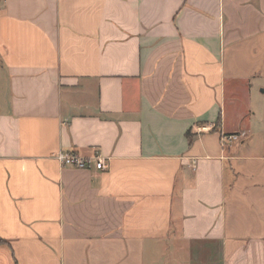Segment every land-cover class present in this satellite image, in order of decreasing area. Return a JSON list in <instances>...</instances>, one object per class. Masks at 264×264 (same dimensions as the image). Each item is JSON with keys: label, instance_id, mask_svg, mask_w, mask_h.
I'll list each match as a JSON object with an SVG mask.
<instances>
[{"label": "crops", "instance_id": "0c3cea01", "mask_svg": "<svg viewBox=\"0 0 264 264\" xmlns=\"http://www.w3.org/2000/svg\"><path fill=\"white\" fill-rule=\"evenodd\" d=\"M0 264H264V0H0Z\"/></svg>", "mask_w": 264, "mask_h": 264}, {"label": "built area", "instance_id": "2783aa9c", "mask_svg": "<svg viewBox=\"0 0 264 264\" xmlns=\"http://www.w3.org/2000/svg\"><path fill=\"white\" fill-rule=\"evenodd\" d=\"M240 140L241 136L238 133L223 134L220 138L223 145L229 142H239ZM55 157L62 165L78 169H89L94 167L98 170H104L107 167L105 160L99 153H95L92 157L85 158L77 153L59 151Z\"/></svg>", "mask_w": 264, "mask_h": 264}]
</instances>
